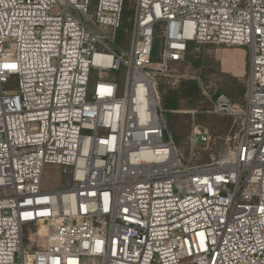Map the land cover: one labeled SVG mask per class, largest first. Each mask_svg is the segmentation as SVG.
<instances>
[{"label": "built area", "instance_id": "built-area-1", "mask_svg": "<svg viewBox=\"0 0 264 264\" xmlns=\"http://www.w3.org/2000/svg\"><path fill=\"white\" fill-rule=\"evenodd\" d=\"M122 12L0 0V264H264V0H135L128 50ZM192 42L248 51L243 109L219 94L191 111L195 144L209 142L196 115L240 117L234 145L202 165L178 156L155 81ZM121 68L122 89L88 90L91 70ZM45 164L63 188L42 190Z\"/></svg>", "mask_w": 264, "mask_h": 264}, {"label": "rangeland", "instance_id": "rangeland-1", "mask_svg": "<svg viewBox=\"0 0 264 264\" xmlns=\"http://www.w3.org/2000/svg\"><path fill=\"white\" fill-rule=\"evenodd\" d=\"M135 0H123L122 25L117 31V41L128 50L130 44V25ZM200 45L188 52L186 61L168 62V69L175 76L156 78V88L161 96L175 95L178 97L176 110L165 109L169 131L173 137L178 156L183 163L191 165L208 164L221 158L234 145L233 135L236 133L240 117L219 116L214 114L196 115V123L209 132V142L195 144L190 139L191 111L211 108L219 94L227 96L233 108L241 110L245 104L248 76L247 48L234 46ZM237 55L240 58L237 59ZM151 58L158 60V49L152 52ZM195 61V62H193ZM198 62V66L195 63ZM100 74V77H99ZM114 79L120 89L125 82V70L106 73L91 70L88 90L99 79ZM200 80V91H190L191 83ZM4 89H16V76H12L4 85ZM206 92L209 100L203 95ZM68 181V174L62 173V167L55 164H45L41 177L42 190L63 188ZM105 218L94 219L95 227L105 225Z\"/></svg>", "mask_w": 264, "mask_h": 264}, {"label": "trees", "instance_id": "trees-1", "mask_svg": "<svg viewBox=\"0 0 264 264\" xmlns=\"http://www.w3.org/2000/svg\"><path fill=\"white\" fill-rule=\"evenodd\" d=\"M198 45H200V44H198L196 42H192V43H189L187 45L184 61H186V59H187L188 52H190L192 49L196 48V46H198ZM157 47H158L157 42L155 40L153 51H155V49H157ZM153 61H156V60H153ZM193 62H195V61H193ZM195 66H198V62L195 63ZM200 80L202 81V78H200ZM199 83H201V82H197L196 80H194L190 85V91H192V92L200 91ZM177 104H178V97L177 96H175V95L161 96V105H162L164 110L165 109L176 110Z\"/></svg>", "mask_w": 264, "mask_h": 264}, {"label": "bare ground", "instance_id": "bare-ground-1", "mask_svg": "<svg viewBox=\"0 0 264 264\" xmlns=\"http://www.w3.org/2000/svg\"><path fill=\"white\" fill-rule=\"evenodd\" d=\"M236 57H237V59H239L240 58V55H237Z\"/></svg>", "mask_w": 264, "mask_h": 264}]
</instances>
